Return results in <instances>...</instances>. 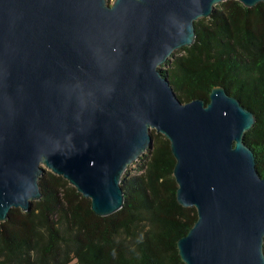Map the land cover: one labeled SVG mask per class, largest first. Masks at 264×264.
I'll return each mask as SVG.
<instances>
[{"label":"water","instance_id":"obj_1","mask_svg":"<svg viewBox=\"0 0 264 264\" xmlns=\"http://www.w3.org/2000/svg\"><path fill=\"white\" fill-rule=\"evenodd\" d=\"M264 0H0V223L63 177L93 212L125 205L128 168L154 148L176 160V198L197 211L184 264H264V178L245 136L255 114L218 86L184 103L162 72L217 6Z\"/></svg>","mask_w":264,"mask_h":264},{"label":"trees","instance_id":"obj_2","mask_svg":"<svg viewBox=\"0 0 264 264\" xmlns=\"http://www.w3.org/2000/svg\"><path fill=\"white\" fill-rule=\"evenodd\" d=\"M217 7L196 22L194 45L160 70L184 103L208 102L212 89L222 86L255 114L245 142L264 178V3ZM148 152L147 173H125V205L109 217L97 216L67 180L46 172L39 181L42 199L30 212L13 209L0 223V264H184L177 242L196 223L197 211L177 201L170 142L156 136Z\"/></svg>","mask_w":264,"mask_h":264},{"label":"rangeland","instance_id":"obj_3","mask_svg":"<svg viewBox=\"0 0 264 264\" xmlns=\"http://www.w3.org/2000/svg\"><path fill=\"white\" fill-rule=\"evenodd\" d=\"M217 8H219V7H217ZM204 19H208V18H204ZM179 51L175 52V56H179V55L183 54V52H181V54L178 53ZM153 136L155 137V140H156V136H159L160 140H163V138H165L163 135L158 134L156 131H153ZM145 155L146 156L143 158V160L141 159V160L135 162L133 165H131L128 168L127 174H129L130 178H139V177H141L147 173V170L150 166L149 163L151 161V154L149 152H147Z\"/></svg>","mask_w":264,"mask_h":264}]
</instances>
